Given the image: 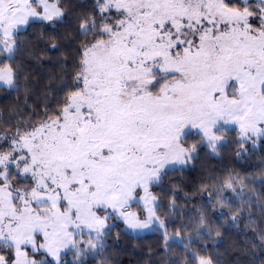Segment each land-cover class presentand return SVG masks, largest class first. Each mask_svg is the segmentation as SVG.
<instances>
[{"label": "snow or ice", "instance_id": "snow-or-ice-1", "mask_svg": "<svg viewBox=\"0 0 264 264\" xmlns=\"http://www.w3.org/2000/svg\"><path fill=\"white\" fill-rule=\"evenodd\" d=\"M70 11L65 0H0V88L19 91L21 33L55 32ZM74 21L63 95L0 127V264H67L68 253L71 264H108L114 221L159 230L170 250L189 225L169 235L153 187L200 147L218 154L227 133L237 157L264 143V0H91ZM233 179L222 186L233 197L215 193L220 214L264 213ZM196 222L197 236H212L204 211ZM184 247L182 264H214Z\"/></svg>", "mask_w": 264, "mask_h": 264}, {"label": "trees", "instance_id": "trees-1", "mask_svg": "<svg viewBox=\"0 0 264 264\" xmlns=\"http://www.w3.org/2000/svg\"><path fill=\"white\" fill-rule=\"evenodd\" d=\"M65 2L71 6V11L66 23L58 25L55 32L46 25L34 24L21 33L24 44L17 55L21 65L19 91L0 88V127L14 123L18 114L31 116L33 110L39 114L45 104L54 107L63 95L64 84L70 83L62 77L66 70L71 71L74 49L79 41L74 14L86 10L91 0ZM53 35L57 37L55 41L51 39ZM53 42L58 44L55 49L50 47ZM235 138L233 136L218 154L200 147L183 170H170L161 184L153 187L160 202L158 215L166 219L169 233H175L181 225H189L183 234L185 243L169 241L172 246L166 250L160 231L135 234L124 228L122 222H114L116 226L103 254L108 264H182L188 254L185 244L190 245L189 252L199 250L211 256L214 264H264V245L253 231L254 227L264 230V213L254 206L250 216L245 212L233 222L230 217L234 212L224 209L225 214L221 215L216 204L218 189H222L226 197L234 196L231 189L222 188L230 176L234 178L237 191L243 190L264 204V143L256 147L245 145L247 154L237 157ZM172 201L175 207H170ZM235 207H240V203ZM201 211L213 228L211 237L196 235V217ZM249 219L254 220L255 225H249ZM72 259V253L64 257L67 264H71ZM99 260L100 257L89 258L87 264H98Z\"/></svg>", "mask_w": 264, "mask_h": 264}, {"label": "rangeland", "instance_id": "rangeland-1", "mask_svg": "<svg viewBox=\"0 0 264 264\" xmlns=\"http://www.w3.org/2000/svg\"><path fill=\"white\" fill-rule=\"evenodd\" d=\"M226 136H227V138H228V140H230L233 136H235L236 137V133L235 132H230V133H227L226 134ZM192 142V140H191V138L189 139V143H191ZM192 161V160H191ZM190 161V162H191ZM189 162V163H190ZM153 190V189H152ZM134 210H135V208H134ZM114 222H118V221H114ZM114 222H110V223H114ZM121 222V221H120ZM159 231V230H158ZM144 232H149V231H144ZM144 232H142V233H144ZM136 234V233H135ZM139 234H141V233H139ZM169 235L170 236H173L174 235V233H169ZM171 241V240H170ZM175 241H178V242H181V240H180V238H176V240ZM181 243H185V238H184V236H183V240H182V242Z\"/></svg>", "mask_w": 264, "mask_h": 264}]
</instances>
